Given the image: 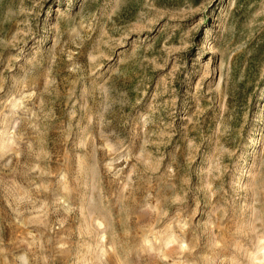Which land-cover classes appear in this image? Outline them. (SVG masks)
<instances>
[{"label":"rangeland","instance_id":"rangeland-1","mask_svg":"<svg viewBox=\"0 0 264 264\" xmlns=\"http://www.w3.org/2000/svg\"><path fill=\"white\" fill-rule=\"evenodd\" d=\"M0 264H264V0H0Z\"/></svg>","mask_w":264,"mask_h":264},{"label":"bare ground","instance_id":"bare-ground-1","mask_svg":"<svg viewBox=\"0 0 264 264\" xmlns=\"http://www.w3.org/2000/svg\"><path fill=\"white\" fill-rule=\"evenodd\" d=\"M262 251V250H261ZM263 255V254H262ZM263 257V256H262ZM261 259V258H260Z\"/></svg>","mask_w":264,"mask_h":264}]
</instances>
